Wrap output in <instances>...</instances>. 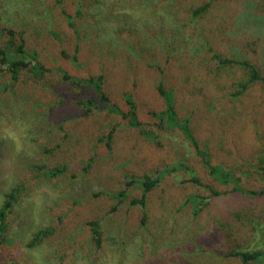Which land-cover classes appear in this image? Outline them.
<instances>
[{"label": "rangeland", "instance_id": "obj_1", "mask_svg": "<svg viewBox=\"0 0 264 264\" xmlns=\"http://www.w3.org/2000/svg\"><path fill=\"white\" fill-rule=\"evenodd\" d=\"M207 1L61 0L69 26L54 0H0V28L21 35L24 50L50 69L41 80L23 70L12 84L0 68V206L19 187L0 264H242L224 253L264 247V201L213 180L180 131L158 129L152 115L165 108L158 86L172 90L178 115L190 119L198 141L235 171L243 188L264 189V174L253 166L264 146V84L233 97L244 70L211 58L245 53L264 67V0L215 1L194 17ZM6 39L2 31L0 45ZM75 49V62L61 54ZM58 70L102 76L103 91L122 111L130 94L142 127L106 112L81 115L57 94ZM145 131L158 134V142ZM179 162L204 187L183 182L188 176L177 171L148 195L144 209L130 204L140 189L126 184ZM39 164L67 170L49 179L32 169ZM122 188L120 203L103 194ZM209 190L220 195L211 198ZM193 194L209 198L199 204ZM91 220L98 222L99 248L88 233ZM47 227L50 234L29 246Z\"/></svg>", "mask_w": 264, "mask_h": 264}, {"label": "trees", "instance_id": "obj_2", "mask_svg": "<svg viewBox=\"0 0 264 264\" xmlns=\"http://www.w3.org/2000/svg\"><path fill=\"white\" fill-rule=\"evenodd\" d=\"M221 1V0H208L206 3L198 7L193 11V16L201 15L205 12L211 5L212 2ZM224 1H233V0H224ZM54 2L61 7V0H54ZM249 9V8H247ZM61 13L65 16L67 24L72 26L71 16L65 13L64 9L61 7ZM3 31L7 39L2 45H0V68L9 74L10 82L12 84L16 83L20 78L21 71H26L30 74L31 78L41 80L45 77L47 73L50 72V69L41 65L37 60L36 54L27 52L24 50V41L21 35L18 38H15L16 33L10 29H1L0 33ZM75 49L74 54L68 56L61 52L64 57L75 62L76 60ZM262 54L264 57V46L262 49ZM216 61L217 65L220 67L224 66H239L245 72V80L236 83V87L233 92V97L243 95L251 85L254 83L264 84V67L260 65H255L252 63L247 54L243 53L240 56L222 58L218 54H213L211 57ZM264 60V59H263ZM61 75V82L58 83V87L62 88L63 92L57 90V94H63L65 99L71 100L77 107L81 109V115L87 116L94 112H106L108 114L118 115L123 120H125L128 126L132 128H141L142 123L137 118L136 113V104L132 100L130 94H125V103L126 110L122 111L117 106L110 103L109 98L102 89V76H90L87 78H77L73 77L63 70H58ZM70 89V91H69ZM77 89L78 91H75ZM68 92H66V91ZM159 94L164 98L165 108L157 113H152V115L158 120L156 126L158 129H173L177 128L190 146L194 149V153L198 158L201 165L207 171V174L215 181L221 184H232L231 193H237L242 195L246 199L261 200L264 201V189L251 190L243 188L240 184V177L235 174V171L231 168H225L226 166L215 158V153L213 149L208 145L201 144L196 135L195 128L189 118L180 117L175 108L174 96L172 90H163L161 86H158ZM62 102V99H61ZM112 131L110 129L104 137L107 138L106 147L109 148V140L112 138ZM144 135L146 138L152 142H158V134H153L151 131H145ZM215 159V160H214ZM93 157H90L87 160L83 161L84 168H87L90 163H92ZM258 171L264 174V146L261 150V155L255 165H253ZM32 169L37 172L40 176L45 178L54 179L65 174L67 167L65 165H58L52 168H48L44 165H34ZM183 171L188 179L183 181L190 183L194 186L204 187L199 178L196 175L195 170L189 165L179 162L171 166L165 164H159L154 167L149 174L140 176L136 181H131L129 184L137 185V188L140 189L139 197L134 198L130 201L131 205H137L142 209L147 206L148 195L152 193L168 176L174 172ZM245 173V171H241ZM210 197H217L220 195L218 191L209 190ZM19 194V187L12 189L10 192L4 195V200L0 206V244L4 241V234L7 231V222L6 218L8 216L9 210L12 206V203L15 201L17 195ZM112 199H116L117 202H121L126 197V189L122 188L117 192L106 191L103 192ZM197 197L199 199V204L203 200L208 199V197H203L199 194L190 195ZM114 208V207H113ZM198 210L196 209L195 212ZM86 226L88 227V233L91 241L96 248L100 246V234L98 229V222L96 220H91L87 222ZM52 231L51 227L45 229H40L34 235L32 240L29 242V246L40 243L45 237H47ZM224 257L238 258L242 264H249L251 262H261L264 261V247L260 249L253 250H243L239 248L229 249L224 253Z\"/></svg>", "mask_w": 264, "mask_h": 264}]
</instances>
